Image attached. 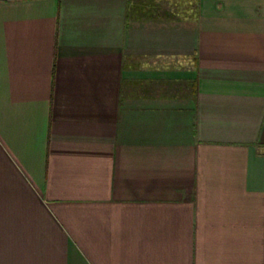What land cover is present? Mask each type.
<instances>
[{
  "label": "crops",
  "instance_id": "1",
  "mask_svg": "<svg viewBox=\"0 0 264 264\" xmlns=\"http://www.w3.org/2000/svg\"><path fill=\"white\" fill-rule=\"evenodd\" d=\"M0 264H264V0H0Z\"/></svg>",
  "mask_w": 264,
  "mask_h": 264
}]
</instances>
